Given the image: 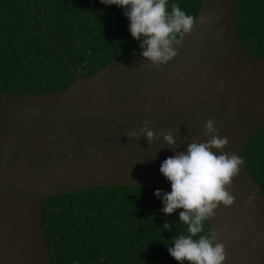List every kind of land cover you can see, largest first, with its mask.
Masks as SVG:
<instances>
[{"label":"water","instance_id":"water-1","mask_svg":"<svg viewBox=\"0 0 264 264\" xmlns=\"http://www.w3.org/2000/svg\"><path fill=\"white\" fill-rule=\"evenodd\" d=\"M238 0H202L191 32L178 36V55L157 69L141 50L37 94L0 91V264H52L43 200L102 186L171 191L162 162L192 141H206L205 123L243 161L208 223L224 243V264H264V193L243 156L264 127V57L248 50L237 27ZM146 105L151 106L149 113ZM157 138L129 139L144 121ZM167 129L177 145L160 135ZM92 149L93 151H89ZM252 199H249V198Z\"/></svg>","mask_w":264,"mask_h":264},{"label":"trees","instance_id":"trees-1","mask_svg":"<svg viewBox=\"0 0 264 264\" xmlns=\"http://www.w3.org/2000/svg\"><path fill=\"white\" fill-rule=\"evenodd\" d=\"M172 3L196 20L202 0H169V10ZM236 16L245 47L264 57V0H238ZM129 24L122 7L101 0H0V91L62 89L75 81L70 63L87 76L141 50ZM243 156L264 193V127ZM156 189L114 185L45 198L52 264H180L168 248L174 236L188 234L179 221L182 209L163 213ZM166 221L171 230L164 229ZM208 233L205 221L203 234Z\"/></svg>","mask_w":264,"mask_h":264},{"label":"clouds","instance_id":"clouds-1","mask_svg":"<svg viewBox=\"0 0 264 264\" xmlns=\"http://www.w3.org/2000/svg\"><path fill=\"white\" fill-rule=\"evenodd\" d=\"M106 5H117L124 9V15L130 20L129 31L140 41L141 55L151 63L149 68L157 69L178 55L175 44H181L178 36L191 32L195 18L169 0H101ZM149 113L152 109L146 105ZM144 126L137 132L126 133L129 139L145 137L149 143L157 136L150 124L156 121L145 120ZM209 136L206 141H192L185 151H176L175 155L165 159L160 172L171 182V191L155 190L162 198L166 215L178 209L179 221L187 225V235L173 237V246H169L170 255L180 264H224L227 258L225 244L216 242L212 233H204V222L217 215L216 209L223 204L231 206L236 197L230 191L233 178L238 174L242 159L235 153L223 152L229 144L227 137L219 135L216 121L209 119L205 123ZM160 135L169 146L177 141L171 131L161 129ZM89 151H93L90 149ZM249 199H252L251 197ZM164 229L171 230L172 224L164 223Z\"/></svg>","mask_w":264,"mask_h":264}]
</instances>
